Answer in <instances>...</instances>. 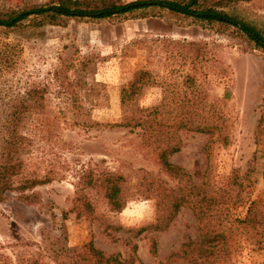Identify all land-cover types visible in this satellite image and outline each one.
<instances>
[{"label":"rangeland","instance_id":"rangeland-1","mask_svg":"<svg viewBox=\"0 0 264 264\" xmlns=\"http://www.w3.org/2000/svg\"><path fill=\"white\" fill-rule=\"evenodd\" d=\"M47 1L0 0V10ZM234 9L264 29V0L240 1ZM137 13L144 15L62 18L39 28H0V115L3 103L25 88L44 89L51 131L44 137L31 127L35 136L25 172L52 177L24 192L9 191L0 202V264H57V253L86 254L90 241L106 254H135L145 264H159L187 237L197 239L198 223L188 207L167 230L145 229L157 216L152 198L131 197L120 212L101 205L104 226L70 211L73 183L82 168L121 172L128 193L151 176L176 184L159 171L140 129L118 124L121 89L136 81L141 70L148 72V82L136 99L139 107L160 103L181 75L190 74L222 117L218 122L227 135L225 144L214 142L208 151L205 134H184L170 161L183 166L194 181L199 180L195 171L209 168L216 186L233 170L246 173L253 196L264 200V53L231 29L189 24L165 10ZM181 41L205 43V60L192 64L179 58L176 44ZM244 208L236 204L233 212ZM151 234L157 242L155 255ZM226 264H264V250L239 240Z\"/></svg>","mask_w":264,"mask_h":264},{"label":"trees","instance_id":"trees-1","mask_svg":"<svg viewBox=\"0 0 264 264\" xmlns=\"http://www.w3.org/2000/svg\"><path fill=\"white\" fill-rule=\"evenodd\" d=\"M240 1L248 0H48L43 4L0 10V28L18 30L27 25L39 28L58 24L62 18L138 17L144 13L137 11L153 8L203 28L231 29V34L264 53V29L234 9V4ZM176 47V55L189 59L192 64L205 60V43L181 41ZM179 79L160 103L139 107L136 99L148 82V72L141 70L136 81L121 89L122 117L118 123L130 130L140 129L142 143L152 148L159 171L176 184L168 186L162 179L151 176L140 181L133 193H128L126 178L121 172L82 168L73 183L70 211L76 217H87L103 225V214L98 209L101 205L108 211L120 212L131 197L152 198L157 216L145 229L157 233L167 230L182 208H190L198 223L197 239L187 237L178 250L159 264H226L239 240L247 241L255 250H264V200L253 196L246 173L233 170L222 186H216L209 168L195 171L199 180L194 181L183 166L170 161V156L180 150L184 134H205L208 151L214 142H227V135L218 122L222 117L216 113V103L200 93L193 75H181ZM3 110L0 115V202L9 191L24 192L52 179L25 172L27 153L34 143L32 130H38L44 137L51 131L44 89L25 88L20 96L4 102ZM236 204L245 207L243 213L233 212ZM150 240V250L155 255L157 242L153 234ZM53 259L57 264H145L135 254L127 258L106 254L92 241L86 254L61 252Z\"/></svg>","mask_w":264,"mask_h":264}]
</instances>
